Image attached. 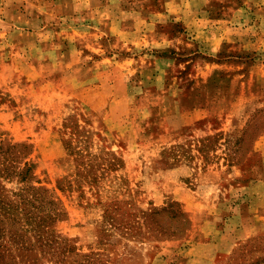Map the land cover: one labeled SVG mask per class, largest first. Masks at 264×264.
<instances>
[{
	"label": "rangeland",
	"instance_id": "1",
	"mask_svg": "<svg viewBox=\"0 0 264 264\" xmlns=\"http://www.w3.org/2000/svg\"><path fill=\"white\" fill-rule=\"evenodd\" d=\"M206 222L264 264V0H0V264H181Z\"/></svg>",
	"mask_w": 264,
	"mask_h": 264
},
{
	"label": "crops",
	"instance_id": "2",
	"mask_svg": "<svg viewBox=\"0 0 264 264\" xmlns=\"http://www.w3.org/2000/svg\"><path fill=\"white\" fill-rule=\"evenodd\" d=\"M201 230L205 235V239L201 243H197L196 245L189 246V248L187 249L189 259L181 264H210L212 263L216 253H218L220 249V243H218V241L215 240L212 234L213 232L208 230V222L202 225ZM197 251L199 252L203 251V252L201 253V255L200 254L198 255ZM160 264H173V263H171L170 260H168L163 263L161 262Z\"/></svg>",
	"mask_w": 264,
	"mask_h": 264
},
{
	"label": "trees",
	"instance_id": "3",
	"mask_svg": "<svg viewBox=\"0 0 264 264\" xmlns=\"http://www.w3.org/2000/svg\"><path fill=\"white\" fill-rule=\"evenodd\" d=\"M7 210V209H6ZM10 210V209H9ZM6 216H7V214H5ZM10 217L8 216V223H9V221H10ZM12 221H15L14 219H12ZM13 225V224H12ZM12 227V226H11ZM14 227V226H13ZM12 227V228H13ZM3 229V228H2ZM2 229H0V240L2 239V238H6V237H8V242H11V241H13V239H14V236H13V234H10V233H7L6 234V232H3V230ZM11 232V231H10ZM20 232H23V233H25L26 231H24V230H21ZM3 245V243L0 241V248H1V246ZM1 250V249H0ZM0 262L1 263H3V260H2V257H1V251H0Z\"/></svg>",
	"mask_w": 264,
	"mask_h": 264
}]
</instances>
